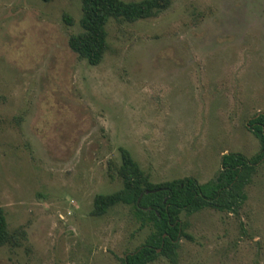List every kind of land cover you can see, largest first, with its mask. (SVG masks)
Returning <instances> with one entry per match:
<instances>
[{
    "label": "rangeland",
    "instance_id": "1",
    "mask_svg": "<svg viewBox=\"0 0 264 264\" xmlns=\"http://www.w3.org/2000/svg\"><path fill=\"white\" fill-rule=\"evenodd\" d=\"M172 1L111 20L93 66L68 45L79 0H0V208L26 231L0 264H120L143 244L151 228L131 207L91 216L122 187L120 148L155 183H206L222 154L259 151L247 122L264 112V0ZM253 179L238 214L182 215L176 264H264V161Z\"/></svg>",
    "mask_w": 264,
    "mask_h": 264
},
{
    "label": "trees",
    "instance_id": "2",
    "mask_svg": "<svg viewBox=\"0 0 264 264\" xmlns=\"http://www.w3.org/2000/svg\"><path fill=\"white\" fill-rule=\"evenodd\" d=\"M45 2L49 0H44ZM80 31L68 39L69 48L90 65H98L110 50L107 25L111 20L136 23L157 18L169 8L172 0H79ZM72 25L71 17L65 16ZM248 130L259 142L253 156L240 152L221 155V166L215 177L199 183L194 177L178 178L155 183L148 172L134 160L131 153L120 148V164L113 165L122 187L110 194H97L91 216L102 217L118 205L131 207L141 227L150 226L145 242L126 253L120 264H149L159 255L176 264L180 240H191L186 232L187 222L182 215L210 209L238 214L248 199L247 189L264 161V112L248 120ZM26 239L25 228L10 229L0 208V247L19 248Z\"/></svg>",
    "mask_w": 264,
    "mask_h": 264
}]
</instances>
